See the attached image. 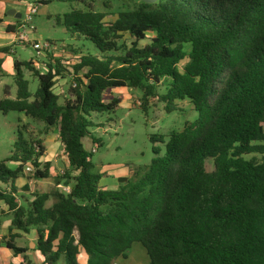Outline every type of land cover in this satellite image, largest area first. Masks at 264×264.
<instances>
[{
  "label": "trees",
  "instance_id": "obj_1",
  "mask_svg": "<svg viewBox=\"0 0 264 264\" xmlns=\"http://www.w3.org/2000/svg\"><path fill=\"white\" fill-rule=\"evenodd\" d=\"M58 1L85 6L57 23L97 52L74 66L71 97L63 104L54 92L64 71L58 60L42 74L33 62L14 60L16 97L1 99L0 112L24 114L43 124L42 134L57 131L77 175L67 176L69 193L37 192L19 205L15 181L28 165L33 178H51L43 140L24 125L27 137L20 133L6 161L17 168L0 163L10 229L36 230L42 264H82L81 255L86 264H115L134 243L151 264H264V0H156L116 15L94 11L93 0ZM25 70L39 80L35 93ZM124 87L142 93L145 111L163 102L172 113L189 100L198 118L161 141L164 154L153 147L149 171L132 188L105 189L84 140L91 137L92 114L120 105L117 97L104 102L105 93ZM251 154L261 158H245Z\"/></svg>",
  "mask_w": 264,
  "mask_h": 264
},
{
  "label": "rangeland",
  "instance_id": "obj_2",
  "mask_svg": "<svg viewBox=\"0 0 264 264\" xmlns=\"http://www.w3.org/2000/svg\"><path fill=\"white\" fill-rule=\"evenodd\" d=\"M20 2L21 6H23V18L19 21L22 24L26 22L25 4L38 3V0H20ZM140 2H144V0H93L92 5L93 10L96 12L105 11L116 15L121 11L133 9L135 4ZM106 4H110L112 7H106ZM74 9L85 10V6L81 3L58 0H53L42 7L39 6L37 15L33 17L32 25L36 29L35 34L39 43L43 46L46 42H49L51 46L38 52L32 45L23 44L24 46H22L18 43L20 47L17 48L16 55H12L14 60L33 62L34 68L41 74L47 72V64L49 62L52 64L54 60L60 62L64 71L63 75L57 79L54 88L55 94L59 95L60 104H63L71 97L69 90L74 76L73 68L78 64L80 57L97 52L93 44L84 40H77L63 25L57 23V17H62ZM126 42L129 43L128 39ZM142 44H145V42ZM184 49L189 52L190 46L184 45ZM185 63L183 62L179 65L180 70L184 68ZM85 71L79 75H82ZM13 72L15 73L14 68ZM24 72L25 78L30 82V91L35 93L39 86L38 78L28 70ZM14 76L15 74L6 76L3 79V83H7L16 91L17 86ZM3 83H0V99H4ZM167 83L164 80V83L159 87L161 94L166 93L165 85ZM116 97L120 98L121 102L114 112L92 114L91 120L94 122V127L90 129L91 137H87L84 142L88 152L91 153V148L93 147L97 150L92 154V161L95 165V171L103 175L102 187L112 188L113 186V190H117L126 185L130 189L149 171L150 164L155 157L153 147H159L162 151L161 154H164L165 146L161 141H167L169 135L181 132L187 123L196 121L198 113L189 100L179 102L178 110L172 113H167L163 102L151 103L145 111L140 106L142 93L139 90L128 87L108 90L104 95V102L108 103ZM24 125H27L28 129L37 138L43 140V145L47 146L49 152H57L52 158L53 160L50 161L51 180H48L50 185L41 187L40 183H43L44 180H38L39 184L36 188L33 187L34 184L31 185L32 190L37 193L39 192V187H41L40 191L51 192L56 189L53 188V183L59 185L57 180H60V185L61 183L73 185V180L67 178V176L69 175L72 178L77 175V172L72 171L68 165L57 131L48 135L42 134L43 124L31 120H28V123H24L19 113L16 112L8 114L0 112V163H5L10 170L17 168L15 163L6 161L11 156L14 142L20 133L27 137V134L22 129ZM153 136H158V142L155 144L151 141ZM92 138L96 139L97 143L92 144ZM253 157L260 159L261 155L251 154L245 156L246 159ZM33 172L34 170L28 174L32 175ZM123 179H126V181L121 183L120 180ZM64 187L62 186L60 189L64 192H69ZM50 188L53 189L49 190ZM51 201L54 200L48 201L47 206L51 204ZM4 241L3 239L1 242L2 246H5ZM14 245L27 250L26 253H28L26 256L20 255L19 261L25 260L30 264H41L43 258L36 250V245L30 246V240H17ZM86 260L84 255L79 257L80 263L86 264ZM1 262V264L6 262L3 254H1ZM115 264L151 263L142 244L134 243L131 249L127 251V257L119 258Z\"/></svg>",
  "mask_w": 264,
  "mask_h": 264
},
{
  "label": "crops",
  "instance_id": "obj_3",
  "mask_svg": "<svg viewBox=\"0 0 264 264\" xmlns=\"http://www.w3.org/2000/svg\"><path fill=\"white\" fill-rule=\"evenodd\" d=\"M44 1L46 2L48 0H44ZM42 6H45V5H41V7ZM22 7L23 6H21L20 0H0V20H1L0 22V49H3V48L10 49V51H7V52L0 51V64H1L0 65V83H3V79L6 76H12L15 74L13 72L14 57L12 58V55H16V50L18 47H20V45L18 44L16 40H17L18 26L21 23L19 20L23 18ZM9 10H15L16 16L20 15L21 18L19 19L16 16L8 15ZM32 37L37 39L36 34H34ZM16 92L17 90L14 91L10 85H8L7 83L6 84L3 83L4 99H15ZM19 116L21 117L24 123H28V120H30L26 118L24 114H19ZM92 144H95L93 140H92ZM45 148H46V152H45V156L42 158V162H45V161L50 162L51 160H53L52 158L56 155L57 152L52 153V151L51 152L48 151L47 146H45ZM84 148L86 149L85 142H84ZM15 164L16 166H18L17 163ZM42 180H44V182L40 183L41 187L50 185V182H48V180H51V178L42 179ZM103 180L104 178H102L101 180V183H100L101 187H102ZM32 184H34L33 187L36 188L39 182L38 180L33 179L31 174H28L26 172L20 175L18 179L15 181V186L18 189L16 198H17L19 205L25 206L28 202H31L34 200L33 195L36 193V191L32 190L33 189L31 187ZM52 185H53V188H56L60 190L61 192H64L60 189L62 186H65L64 189L65 190L68 189L69 192L71 190V186L64 185L63 183H61V185L60 184L56 185L53 183ZM41 187H39V192H42L40 191ZM53 188H50L49 190H52ZM103 188L113 189V186L112 188L103 186ZM43 192H48V191H43ZM69 192L65 191L64 193H69ZM52 204H53V201H51V204L48 207H50ZM11 222H12V216L9 212V207L6 205L4 201H0V242H2V240L4 239L5 243L9 242L13 246L18 247L17 245H14V243L17 242V240L28 239L30 240V246L36 245L37 232L35 229H31L28 233H25L17 229L11 230L10 229ZM75 236L76 238H78L77 233ZM1 254H3L4 261H6V262H3L4 264H10V263L16 264L17 262H19L20 255H25V256L28 255V253L16 254L14 250L8 248L6 245L5 246L0 245V264L2 263ZM86 259H87V256H86ZM43 261H44V258L42 259V262Z\"/></svg>",
  "mask_w": 264,
  "mask_h": 264
},
{
  "label": "built area",
  "instance_id": "obj_4",
  "mask_svg": "<svg viewBox=\"0 0 264 264\" xmlns=\"http://www.w3.org/2000/svg\"><path fill=\"white\" fill-rule=\"evenodd\" d=\"M39 6H41L39 3H28L25 4L26 7V22H23L18 26L17 30V42L20 43L22 46L23 44L26 45H32L33 48L41 52V50L49 48L51 44L49 42H46L43 46L39 43L38 39L33 38L32 36L35 34L36 29L32 25L33 17H35L38 13ZM97 150L95 147L91 148V153H95ZM33 171V168L28 165L26 168V173H30ZM18 264H29L25 260H21L18 262Z\"/></svg>",
  "mask_w": 264,
  "mask_h": 264
},
{
  "label": "water",
  "instance_id": "obj_5",
  "mask_svg": "<svg viewBox=\"0 0 264 264\" xmlns=\"http://www.w3.org/2000/svg\"><path fill=\"white\" fill-rule=\"evenodd\" d=\"M155 1H156V0H144V2L149 3V4L154 3ZM8 15L16 16L15 10H10V11L8 12ZM16 17L19 18V19L21 18L20 15H18V16H16ZM125 181H126V179L120 180L121 183H123V182H125Z\"/></svg>",
  "mask_w": 264,
  "mask_h": 264
}]
</instances>
